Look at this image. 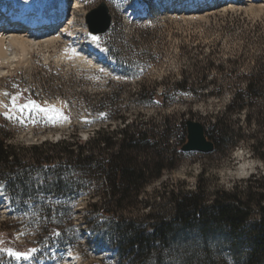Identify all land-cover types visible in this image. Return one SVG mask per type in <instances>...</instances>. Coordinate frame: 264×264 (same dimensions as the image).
<instances>
[{"label":"rangeland","instance_id":"obj_1","mask_svg":"<svg viewBox=\"0 0 264 264\" xmlns=\"http://www.w3.org/2000/svg\"><path fill=\"white\" fill-rule=\"evenodd\" d=\"M75 1L66 0L70 10L61 27L54 28L59 33L53 41L34 49L13 45L8 63L0 64V118L11 131L9 144L27 147L70 140L74 135L84 142L99 128H122L123 120L138 129H153L159 137L168 127L158 151L171 159L173 147L186 140L187 120L206 128L209 120L224 111L232 92L245 90L252 75L264 72V0L257 8L248 7L246 0L227 6L221 5L228 0H189L185 5L180 0L175 4L174 0ZM219 1L220 6L204 8L208 2ZM102 2L108 6L111 25L93 42L86 16ZM90 47L101 53L87 52ZM13 97L18 98L13 101ZM30 101L53 111L15 109ZM13 109L23 123L5 118L4 113ZM258 141L264 146V130ZM253 145L254 140L247 138L232 149L210 154L181 152L176 168L150 181L127 213L138 221H146L150 213L170 215L167 194L159 199L164 186L194 191L201 179L210 200L218 190L244 186L250 176L264 182V161L253 155ZM97 186L74 188L69 200L55 199L59 206L46 222L54 227L50 242L39 228L31 227V219L41 213L40 205L25 209L22 214L27 217L21 220L16 239L29 258L16 259L9 249H1L6 243L0 242V264H87L92 260L119 264L108 233L109 220L90 214V205L99 201L93 196ZM7 205L0 187V230H4L5 215L12 214ZM90 218L98 227L94 231L87 226ZM179 231L194 240L195 230Z\"/></svg>","mask_w":264,"mask_h":264},{"label":"trees","instance_id":"obj_2","mask_svg":"<svg viewBox=\"0 0 264 264\" xmlns=\"http://www.w3.org/2000/svg\"><path fill=\"white\" fill-rule=\"evenodd\" d=\"M263 78L264 72L252 75L245 90L232 92L224 111L209 120L206 136L214 143V152L250 138L254 140L251 152L264 161V146L258 141L264 130ZM122 122L120 129L99 128L84 142L74 135L70 140L24 147L9 144L11 131L0 118V187L12 212L5 215L0 230V242L6 243L1 249L23 253L16 232L27 217L23 211L36 204L41 213L31 219V227L39 228L50 242L54 227L47 223L59 206L55 199L69 200L74 188L96 183L93 196L99 201L90 205V214L109 220L108 233L119 264H264L262 178L250 176L244 186L218 190L210 200L201 179L194 191L164 186L159 199L167 194L170 215L150 213L146 221L130 216L127 212L143 188L163 171L176 168L186 140L173 147L169 159L158 151L168 127L159 137L153 129ZM237 122L242 125L235 127ZM246 128L251 130L247 135ZM95 222L87 221L91 231L98 228ZM180 229L195 230L194 240Z\"/></svg>","mask_w":264,"mask_h":264},{"label":"bare ground","instance_id":"obj_3","mask_svg":"<svg viewBox=\"0 0 264 264\" xmlns=\"http://www.w3.org/2000/svg\"><path fill=\"white\" fill-rule=\"evenodd\" d=\"M180 1V3L184 5L190 2L189 0ZM191 1L193 2V0ZM260 1L261 0H246V3L250 8H257L256 6H259L257 4ZM74 2L76 1L74 0ZM173 2L174 4L176 3L175 0ZM173 2L171 3V1H169V4H173ZM200 2H202V0H200ZM237 2H239V0H228L221 6H227ZM66 3V0H46V2L37 0H9L5 2L0 0V64L4 62L8 63L10 57L7 53L9 48L13 45H19L23 48L31 46L33 48L36 45L40 46L41 43L53 41L59 33L58 29H56L55 32L54 28L57 27V23L61 22L63 18L64 20L67 18L70 10V6L66 5ZM192 9L191 7V10ZM141 13L143 12H137L136 14L140 15ZM20 19H23L28 26L33 27L36 35L12 31L5 32L3 29L1 30L3 24L7 25L11 20L19 21ZM61 23L59 27H61ZM86 51L93 54L101 53L97 47H90Z\"/></svg>","mask_w":264,"mask_h":264},{"label":"water","instance_id":"obj_4","mask_svg":"<svg viewBox=\"0 0 264 264\" xmlns=\"http://www.w3.org/2000/svg\"><path fill=\"white\" fill-rule=\"evenodd\" d=\"M88 32L92 35L105 34L111 25V15L105 2L89 12L86 16ZM186 142L181 146L182 153L210 154L214 152V143L206 136L205 126L194 120H187ZM87 264H99V261H89Z\"/></svg>","mask_w":264,"mask_h":264},{"label":"snow or ice","instance_id":"obj_5","mask_svg":"<svg viewBox=\"0 0 264 264\" xmlns=\"http://www.w3.org/2000/svg\"><path fill=\"white\" fill-rule=\"evenodd\" d=\"M90 38H91V40L93 42H96L98 40V37L95 36V35H92ZM17 98L18 97H13V101L17 100ZM15 109H18L19 112H21V113L24 110H26V109L29 110V111H33V112L39 111V112H42V113H45V114H47L49 111H53V110L44 108V107L36 104L35 101H30V102L25 103L23 105H16L15 106ZM15 109L9 110V112L4 113L5 118L6 119H18L20 123H23L24 122V118L22 116H15L14 115ZM48 119L49 120H53V122H55L54 121V118L51 117V116H48ZM64 119H66V117H64ZM8 254L11 255V256H14L16 259H20L21 257H23L24 259H28L29 258V254H24V253H19V252H13L11 249L8 250Z\"/></svg>","mask_w":264,"mask_h":264}]
</instances>
